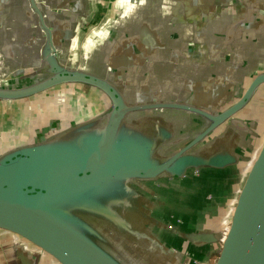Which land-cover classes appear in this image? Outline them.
Here are the masks:
<instances>
[{"label": "water", "instance_id": "95a60500", "mask_svg": "<svg viewBox=\"0 0 264 264\" xmlns=\"http://www.w3.org/2000/svg\"><path fill=\"white\" fill-rule=\"evenodd\" d=\"M26 1L29 58L0 80V103L17 104L0 131V233L18 238L0 250L13 264H264V64H239L237 47L264 35V6L216 0L223 15L186 35L185 0H114L82 34ZM77 5L80 27L97 9ZM236 163L232 207L221 188L176 190L187 169Z\"/></svg>", "mask_w": 264, "mask_h": 264}, {"label": "crops", "instance_id": "0c3cea01", "mask_svg": "<svg viewBox=\"0 0 264 264\" xmlns=\"http://www.w3.org/2000/svg\"><path fill=\"white\" fill-rule=\"evenodd\" d=\"M67 1L70 3L64 5ZM78 1L83 2L84 6H88L90 2L92 10H94L93 8L97 9L96 13H93V16H91L92 20L89 22L88 17V21L80 25V27H76L75 23L76 19L81 14L77 5ZM113 1L114 0H46L49 7H56V15L53 16L51 25L56 28L58 33L77 31L79 33L82 32V34L89 33L95 24L101 22L105 17L112 16L111 7ZM243 1L246 2L247 5L260 3L264 6V0ZM85 2H88V4ZM185 2L187 8L184 11V15H186L187 20H190L192 17L190 21L184 20V32L186 35L189 33L197 35L207 32L210 26L207 25L208 19L206 17L213 18L218 15H223V12L221 13L218 11L220 8L218 5L220 4H218L216 0H210L209 2H206V0H204V2L203 0H185ZM201 5L205 7H201ZM57 8L60 9L57 10ZM231 12L232 11L227 14ZM90 13H88L89 16ZM151 13L157 14L156 12ZM30 15L29 3L26 0H0V80L9 79L11 74L17 72L21 73V66L25 65L29 58L28 50L31 47L28 46V42L32 40V23L29 20ZM251 28L248 29V32L252 33ZM216 29L219 30V28ZM222 30H224V28ZM240 31L245 32L243 29ZM241 32L240 34L245 36V33ZM201 41L208 45L214 42V38L208 37L205 34L204 36L202 35ZM233 41L235 42V40ZM238 46H244V49L238 52V58L240 59L239 64L245 61L252 65L264 64V35H259L257 40H255V38L247 39L242 42L238 40L237 47ZM16 106L17 104H15V102L0 103V131L11 129L17 122V118L11 114ZM13 257L12 252H3L0 250V264L15 263L16 259H13ZM213 259L212 257L209 261H213Z\"/></svg>", "mask_w": 264, "mask_h": 264}, {"label": "rangeland", "instance_id": "374dc122", "mask_svg": "<svg viewBox=\"0 0 264 264\" xmlns=\"http://www.w3.org/2000/svg\"><path fill=\"white\" fill-rule=\"evenodd\" d=\"M74 98L81 100L79 95H75ZM81 103H84L85 105V101H82ZM21 141L25 140L20 139V142ZM238 164L239 163H236V165H230L224 169H213L207 167H202L199 169H187L184 177L179 182V179L175 180L178 182V184H176V187H178L176 190L184 188L182 196L183 198H186L190 193L193 195L195 194L196 196H201L202 194H206L208 191L214 192L216 189L221 188L222 205H224L223 209L225 210L227 207L233 206L237 189L243 184L244 175L248 171L247 164ZM202 181H204L205 184H201ZM193 195L189 196L187 199H182L181 202L187 203V201L191 199ZM174 198L175 201L181 199L176 193ZM222 228H224V224L223 226H219L218 229L221 230ZM8 236H14L13 242H16L18 239L15 235L3 231L0 233V240H5V238H8ZM208 262L209 263L203 264H214V260Z\"/></svg>", "mask_w": 264, "mask_h": 264}]
</instances>
